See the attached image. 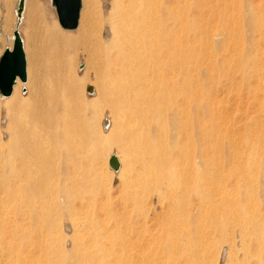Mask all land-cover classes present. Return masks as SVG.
<instances>
[{"label": "bare ground", "instance_id": "6f19581e", "mask_svg": "<svg viewBox=\"0 0 264 264\" xmlns=\"http://www.w3.org/2000/svg\"><path fill=\"white\" fill-rule=\"evenodd\" d=\"M89 2L74 37L55 14L39 29L40 0L16 16L28 76L0 94V264H217L236 245L264 264V0ZM222 80L256 124L228 125Z\"/></svg>", "mask_w": 264, "mask_h": 264}, {"label": "rangeland", "instance_id": "374dc122", "mask_svg": "<svg viewBox=\"0 0 264 264\" xmlns=\"http://www.w3.org/2000/svg\"><path fill=\"white\" fill-rule=\"evenodd\" d=\"M40 1L43 2V9H42L43 20L40 22V28L39 29L44 30L45 29L44 23H45V25L47 23L48 27H51L53 25V14L56 15V13H55V9L47 3V0H40ZM89 1H93V0H83L82 5H80V9L81 8L86 9V5L90 3ZM96 1L98 2V6H100L102 4V0H96ZM15 4H16V0H0V55H1L5 46L10 47L12 45V31L14 29V25H15V21H16ZM20 23L23 27L24 26V20H21ZM76 29H77V26L74 29H67V30H64L61 28V30H63V32L66 35L71 36V37L76 36V34H77ZM22 31H23V29H22ZM69 53H70L69 54L70 57H73V60H71L70 62L73 63V66L75 67V71H76L77 76L80 79H82L83 81H87V79L89 80L90 79V71L85 68L84 51L82 50V48L80 46H78L77 48L72 46L71 49H69ZM70 59H72V58H70ZM27 73H28V69H27V61H26V76H28ZM239 85H240V83H239ZM239 85L238 84L234 85V86H237L236 89L234 90V88H231L232 86H229V88H228V84L224 80H222L220 82V84L216 85V87L214 88L215 90H213L214 92H212V93L216 94L215 98L217 97V100L220 103L221 107L225 108V109L223 108L224 114L228 113L227 115H225L227 117V120H228V125L229 126L231 125L230 126L231 128H234L237 130H239L241 128L242 122L248 117H252V118L255 117V119L253 121L255 122L254 124H256L257 123L256 115L258 114V112H257L258 110H256V108H252L254 106L251 105L252 99H251L250 93H248L245 86L240 85V88H238ZM88 90L89 89H87V87L84 88V92L86 93V95H88L90 97L94 96L93 89L91 86H90V90L89 91ZM224 90H225V92H224ZM25 91H26V88H22L21 94H25L24 93ZM87 91H88V93H87ZM2 98L3 97L0 95V99H2ZM241 99H243V100H241ZM5 100L8 101V99H5ZM242 104H243V106H242ZM239 117H240V119H239ZM232 125H234V126H232ZM107 127H109V122H108ZM104 145H105L104 149H103L104 154L109 153V154H107V163H106L107 170L100 167V168H98L97 171L101 173L103 181L105 183H109V177L110 176L112 177L109 185L112 186V190L114 192L116 190V186L118 185V179L116 178L117 174H115L114 171L108 166V158L110 155L113 154V151L116 152V150H114V149H116L117 146L113 143V140L110 138H108L106 140ZM149 205L155 208V201L150 202ZM70 231L71 230L67 225H65V224L61 225V227H60V233L61 234H63L64 236H69V235H71ZM236 246H234V248H233L235 250L233 252L236 255L230 256V257H227V256L225 257V248H223V250H220L221 248L217 247L216 250H218V251H215L216 253L214 254V256L217 257V264H258V261H257V258L255 255L254 256L251 254L245 255V254H243L242 251L241 252H240V250L237 251L238 247H236ZM224 247H225V245H224ZM245 256H247V257H245ZM233 258H235V259H233Z\"/></svg>", "mask_w": 264, "mask_h": 264}, {"label": "water", "instance_id": "95a60500", "mask_svg": "<svg viewBox=\"0 0 264 264\" xmlns=\"http://www.w3.org/2000/svg\"><path fill=\"white\" fill-rule=\"evenodd\" d=\"M56 13L58 23L63 29H74L78 23L81 0H50ZM24 0H17L15 13L20 20ZM19 79L26 81V57L23 41L17 29L13 31L11 47L5 46L0 55V94L10 95L13 84ZM109 167L116 170L119 162L115 155L108 159Z\"/></svg>", "mask_w": 264, "mask_h": 264}]
</instances>
